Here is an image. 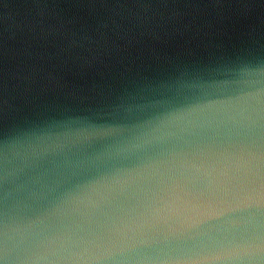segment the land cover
I'll use <instances>...</instances> for the list:
<instances>
[{
    "label": "water",
    "instance_id": "water-1",
    "mask_svg": "<svg viewBox=\"0 0 264 264\" xmlns=\"http://www.w3.org/2000/svg\"><path fill=\"white\" fill-rule=\"evenodd\" d=\"M0 264H264V0H0Z\"/></svg>",
    "mask_w": 264,
    "mask_h": 264
}]
</instances>
